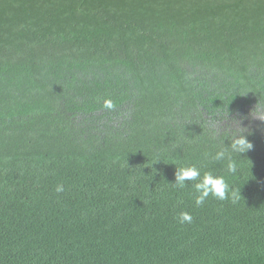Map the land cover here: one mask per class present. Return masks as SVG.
Returning a JSON list of instances; mask_svg holds the SVG:
<instances>
[{
	"label": "trees",
	"instance_id": "1",
	"mask_svg": "<svg viewBox=\"0 0 264 264\" xmlns=\"http://www.w3.org/2000/svg\"><path fill=\"white\" fill-rule=\"evenodd\" d=\"M0 264H264V0H0Z\"/></svg>",
	"mask_w": 264,
	"mask_h": 264
},
{
	"label": "clouds",
	"instance_id": "2",
	"mask_svg": "<svg viewBox=\"0 0 264 264\" xmlns=\"http://www.w3.org/2000/svg\"><path fill=\"white\" fill-rule=\"evenodd\" d=\"M102 107L106 110H113L116 105L111 99H105ZM252 144L247 138L240 134L233 137L230 140V144L225 146L211 155L213 161H226V171L229 174H237L238 172V160L235 158L238 154L245 153L251 150ZM195 182L193 187L195 189V204L201 206L205 200L210 196L224 201L232 199L235 203L237 200V193L230 188L223 175H214L211 171H207L201 177V170L195 165L179 167L176 172V180L173 184L178 189L186 187V182ZM64 191V186L57 185L56 192L60 193ZM240 195V193H239ZM178 223H191L192 216L188 212H181L177 217Z\"/></svg>",
	"mask_w": 264,
	"mask_h": 264
}]
</instances>
